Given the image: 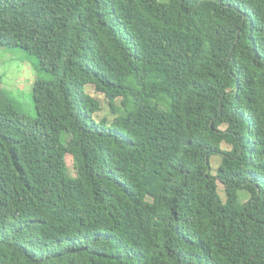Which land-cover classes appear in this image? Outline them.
<instances>
[{"label":"trees","instance_id":"1","mask_svg":"<svg viewBox=\"0 0 264 264\" xmlns=\"http://www.w3.org/2000/svg\"><path fill=\"white\" fill-rule=\"evenodd\" d=\"M0 46L51 76L0 86V264H264V0H0Z\"/></svg>","mask_w":264,"mask_h":264},{"label":"rangeland","instance_id":"2","mask_svg":"<svg viewBox=\"0 0 264 264\" xmlns=\"http://www.w3.org/2000/svg\"><path fill=\"white\" fill-rule=\"evenodd\" d=\"M167 2L168 0H160ZM37 77L49 78L50 74L40 69L37 59L29 54L27 51L19 47H4L0 46V86L8 91L12 95V101L15 102L16 107L34 117L36 116V110L32 97V85ZM86 91L99 100L102 108L96 114V118L106 115L112 119L107 100L103 94L97 92L93 85L86 86ZM116 104H119V98L116 99ZM220 163V156L213 154L210 156V170L211 173H216L217 167ZM66 164L68 166L69 173L74 175V168L72 158L70 155H66ZM218 193L222 199H224L223 185L218 180L217 182ZM249 197L246 190L238 191V202L243 203Z\"/></svg>","mask_w":264,"mask_h":264}]
</instances>
